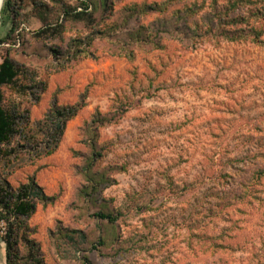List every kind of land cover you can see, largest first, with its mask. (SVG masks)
I'll return each mask as SVG.
<instances>
[{
    "label": "rangeland",
    "instance_id": "1",
    "mask_svg": "<svg viewBox=\"0 0 264 264\" xmlns=\"http://www.w3.org/2000/svg\"><path fill=\"white\" fill-rule=\"evenodd\" d=\"M3 1L0 183L56 197L14 222V264H264V0ZM53 103L82 108L46 156Z\"/></svg>",
    "mask_w": 264,
    "mask_h": 264
},
{
    "label": "trees",
    "instance_id": "2",
    "mask_svg": "<svg viewBox=\"0 0 264 264\" xmlns=\"http://www.w3.org/2000/svg\"><path fill=\"white\" fill-rule=\"evenodd\" d=\"M80 6L82 9L80 7H77V9L85 11L89 7V4L85 0H81ZM7 7L10 10V0H7ZM84 11H78L75 16L77 18H82ZM11 32H13V30ZM11 32L8 36L11 35ZM228 38L234 39L233 37ZM5 40V38H2L1 43H4ZM70 62V59L66 60L64 66ZM17 77L18 70L15 67L14 62L10 58L6 57L0 63V162L7 157V154L10 153L5 145L10 144L13 135L18 131L19 128L15 111L8 109L4 105L5 95L3 91V87L5 86H16ZM18 90H20V88H18ZM80 108H82V105H71L61 108L57 103H53L51 111L46 114V118L51 122L52 126L57 129V132H55L53 136L54 146L46 149V156L52 155L57 150L67 121L73 119L79 112ZM94 154L96 156L97 153L94 152ZM94 160L95 158L93 157L89 163V168L94 166ZM55 200L56 197L47 195L41 189L40 185L35 179L20 185L16 192L10 190V187L6 188L2 183H0V207L7 215L6 219L9 221V228L4 237L5 242L8 245V264H14V261L11 259V257L14 253V247L17 243L16 236L18 235L16 234V231L18 229L14 227V222L19 225L23 224L24 220L29 218L35 212L38 201L47 204L53 203ZM96 215L102 219H107L110 223H114L117 220L115 215L109 213L100 212ZM12 217L14 219L10 221V218ZM99 243L103 244L104 241L100 240Z\"/></svg>",
    "mask_w": 264,
    "mask_h": 264
},
{
    "label": "bare ground",
    "instance_id": "3",
    "mask_svg": "<svg viewBox=\"0 0 264 264\" xmlns=\"http://www.w3.org/2000/svg\"><path fill=\"white\" fill-rule=\"evenodd\" d=\"M3 6H4V1L0 0V17H1V14H2Z\"/></svg>",
    "mask_w": 264,
    "mask_h": 264
}]
</instances>
